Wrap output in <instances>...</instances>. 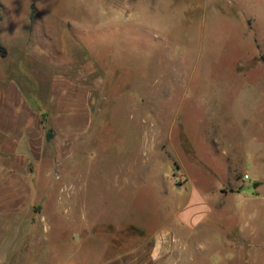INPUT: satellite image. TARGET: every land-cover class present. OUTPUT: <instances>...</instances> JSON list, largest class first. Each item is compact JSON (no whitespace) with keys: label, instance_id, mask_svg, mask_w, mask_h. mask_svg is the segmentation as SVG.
Here are the masks:
<instances>
[{"label":"rangeland","instance_id":"374dc122","mask_svg":"<svg viewBox=\"0 0 264 264\" xmlns=\"http://www.w3.org/2000/svg\"><path fill=\"white\" fill-rule=\"evenodd\" d=\"M2 126L0 264H264V0H0Z\"/></svg>","mask_w":264,"mask_h":264},{"label":"crops","instance_id":"0c3cea01","mask_svg":"<svg viewBox=\"0 0 264 264\" xmlns=\"http://www.w3.org/2000/svg\"><path fill=\"white\" fill-rule=\"evenodd\" d=\"M85 116H88L85 113V111L84 113H82L80 111H77V109L70 110L69 114H67L65 117H62L61 115H56L54 116V120H53L55 131L63 139L75 140L77 138V134L80 131H83V129L85 128L86 121H87ZM78 117H82V119H79ZM4 127L2 126V128H0L1 132H4L5 135L6 134L9 135L8 141L11 142L13 139L12 138L13 131L11 129L7 130L6 127L5 128ZM15 139H16V142H21L24 139L23 130H21L20 134ZM6 148L7 147L4 145V152H6ZM161 241L162 243L164 242V240L162 239Z\"/></svg>","mask_w":264,"mask_h":264},{"label":"built area","instance_id":"2783aa9c","mask_svg":"<svg viewBox=\"0 0 264 264\" xmlns=\"http://www.w3.org/2000/svg\"><path fill=\"white\" fill-rule=\"evenodd\" d=\"M246 178H248V176Z\"/></svg>","mask_w":264,"mask_h":264}]
</instances>
